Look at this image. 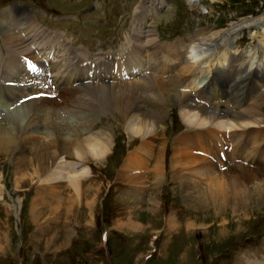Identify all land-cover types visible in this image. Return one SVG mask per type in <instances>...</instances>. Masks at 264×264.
Masks as SVG:
<instances>
[{
    "label": "rangeland",
    "instance_id": "374dc122",
    "mask_svg": "<svg viewBox=\"0 0 264 264\" xmlns=\"http://www.w3.org/2000/svg\"><path fill=\"white\" fill-rule=\"evenodd\" d=\"M21 3L35 13L45 29L62 35L72 49L83 50L89 60L95 59L94 53L100 51L120 50L131 36L133 43L141 17L149 29L141 38L157 40L154 32L162 44L170 45L180 39L226 29L242 18L264 15V0H0V23L13 24L18 32L28 31L23 30L26 25L22 26V22L28 12L31 14ZM143 7H153L155 13L141 15ZM0 29V75L8 83L17 79L19 65L8 69V50L14 54V49L1 25ZM251 31L252 28L246 29L239 37H232L230 49L227 48L228 58L242 56L237 63L244 66L249 61L248 56H243L245 50L259 45L264 48V34L250 37ZM256 60L244 77L249 84L247 88L253 84L249 78L253 76L255 83L259 80V68L264 71V49ZM229 64L228 59L219 64L218 75L227 72ZM201 74L207 73L201 71ZM243 76L238 74L237 81H242ZM232 78L227 75V79ZM221 81L226 86L227 81ZM40 85L45 87L47 83ZM183 86L167 87L163 100L155 96L144 99L146 106L164 115L157 128L160 134L152 141L156 147L148 157L150 167H154L160 156V171H151L145 176L144 184L122 181L119 176L131 153L140 147L143 136L127 134L117 117L101 106L94 112L87 109L86 115L82 112L85 116L72 110V115L67 117L74 116L75 133L81 134L82 124H88L87 133L81 134L84 136L102 130L115 131V149L107 158L98 161L92 152L74 153L70 143V149L69 145H60L50 150V156L63 151L65 164H76L73 166L77 169L72 172L83 176L77 188L49 178L62 158L45 171L42 164L51 157L44 158L45 152L39 153L41 157L36 156L32 145L11 144L9 150H0V264H264L263 183L249 182L248 194L239 199L238 205L229 203L220 207L213 201L198 204L202 190H184L182 182L177 180L181 173L177 177L172 175L174 142L189 127L180 110ZM247 88L243 87L233 101L246 103L244 95L252 90ZM260 88L264 89V82ZM57 89V99L63 98L64 86L41 90L48 95ZM233 101L228 95L219 110L226 111ZM21 102L8 105L10 111L20 109ZM259 104L264 114V101ZM47 113L52 120L57 119L51 112ZM48 114L44 116L46 119ZM83 168L88 172L82 173ZM163 168L165 175L155 182ZM203 190L206 191V185ZM152 203H156L155 213Z\"/></svg>",
    "mask_w": 264,
    "mask_h": 264
},
{
    "label": "bare ground",
    "instance_id": "6f19581e",
    "mask_svg": "<svg viewBox=\"0 0 264 264\" xmlns=\"http://www.w3.org/2000/svg\"><path fill=\"white\" fill-rule=\"evenodd\" d=\"M22 6L26 11H30ZM154 13L153 7H143L141 10V15L145 16ZM25 18L27 19L22 22V26L26 25L23 30H28L25 32L16 31L13 24L8 26L5 22L0 23L6 40L12 43L11 47L14 49V54L10 53L9 63L12 68L19 65L17 79L9 84L3 82L0 75V150H9L11 144L32 145L37 151L36 156L45 152L44 158L51 157L48 163L42 164L45 171L62 158L58 165L56 164L59 170H54L53 174H49V178L58 181V184L67 182L69 186L77 188L83 176L72 172L77 169L73 166L75 163L72 166L65 164L64 157H61L63 151L50 156V150L60 145L68 147L70 143L74 153L85 155L92 152L99 158L98 161L107 158L115 146V131L113 134L102 130L84 136L88 131V124H82L81 134L84 135H81L73 131L74 116L67 117L72 110L78 115L87 109L94 112L101 106L117 117L120 124L126 128L127 134L143 136L140 147L131 153L121 167L119 176L122 181L124 179L133 184H144L145 176L151 171H160V156H154L158 161L154 167H150L148 157L156 147L152 141L160 134L158 125L164 120L163 113L146 106L144 99L148 96L161 98L167 87H177L180 84L184 85L180 92V110L189 127L174 142L171 166L174 177L181 173L177 180L182 182L184 190L201 189L203 197L195 200L198 204L213 201V204L220 207L225 204L228 206L229 203L236 206L239 199L248 194L246 189L249 182L264 184V114L260 109L261 105L258 106V103L264 101V89L260 88L264 82V71L259 68V80L255 83L253 76L249 78L253 81L250 88H247L249 84L247 78H244L264 48L259 45L245 50L243 56L249 57L246 66L237 63L242 56L228 58L227 54L232 37L240 35L246 29L252 28L250 37L264 34V15L242 18L231 23L226 29L198 38L193 36L180 39L170 45L162 44L158 33L152 30L158 41L155 38H141L142 34L149 30L146 23L142 22L145 19L141 17L134 33L137 40L134 39V42L130 43L133 37L131 36L120 50L111 53L98 52L93 60H89L83 50L72 49L74 47L62 35L45 29L36 17H32V13L28 12ZM227 59L230 63L228 71L218 75V65ZM214 60L216 62L213 64ZM134 69H137V72ZM201 71L207 74L202 76ZM48 74H51L52 82ZM226 74L228 77H234L233 80L227 79ZM238 74H243L244 79L238 80L239 83L236 84ZM255 77L257 78V75ZM221 79L227 81L226 86ZM43 83H47L45 87L49 86L51 89L52 85L57 88L64 86L62 94L65 96L57 99L59 89L44 95L41 89L45 87L40 85ZM227 84H230V89ZM243 87L252 89L248 91V95H244L247 98L246 103L236 100L234 102L233 98ZM228 95L233 103L228 107L226 105V111L219 110L220 103ZM13 102L22 104L20 109L12 112L8 105L12 106ZM5 108L7 111H4ZM47 112H51L57 119L52 120ZM45 114H48L47 119ZM226 143L228 146L225 149ZM84 169L86 168H83L82 173H87L88 170ZM163 170L164 172H160L155 178V182L165 175V168ZM197 183H200V186ZM245 183L247 185H244ZM205 185L206 191L203 190ZM241 186L244 188L241 189ZM152 204L155 213L156 203Z\"/></svg>",
    "mask_w": 264,
    "mask_h": 264
}]
</instances>
